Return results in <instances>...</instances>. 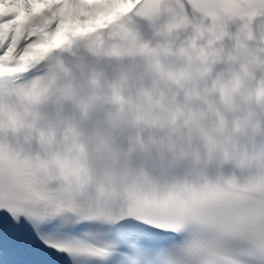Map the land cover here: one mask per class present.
Returning <instances> with one entry per match:
<instances>
[{
  "label": "clouds",
  "instance_id": "9594fccd",
  "mask_svg": "<svg viewBox=\"0 0 264 264\" xmlns=\"http://www.w3.org/2000/svg\"><path fill=\"white\" fill-rule=\"evenodd\" d=\"M137 6L151 9L142 17L149 35L131 16H114L59 49L75 54L83 43L96 58L85 86L62 75L58 64L19 91L5 87L0 164L6 178L46 197L76 198L90 183L97 196L114 191L104 177L116 174L115 165L96 175L93 163L102 153L87 139L102 122L110 126L105 150L118 146L130 156L134 145L198 155L205 167L231 163L250 174L260 156L252 141L264 134V0H188L191 14L183 0L123 5L126 14H139ZM206 180L241 182L235 175Z\"/></svg>",
  "mask_w": 264,
  "mask_h": 264
},
{
  "label": "snow or ice",
  "instance_id": "6c2138e0",
  "mask_svg": "<svg viewBox=\"0 0 264 264\" xmlns=\"http://www.w3.org/2000/svg\"><path fill=\"white\" fill-rule=\"evenodd\" d=\"M126 3L0 0V101L5 87L44 79L53 53L109 18L131 16L138 26L151 12L137 6L139 14H126ZM109 127L87 131L90 148L102 153L95 174L115 165L104 177L114 191L104 196L90 183L76 198L46 197L6 178L0 164V264H264V154L245 181L213 183L198 155L105 150Z\"/></svg>",
  "mask_w": 264,
  "mask_h": 264
}]
</instances>
